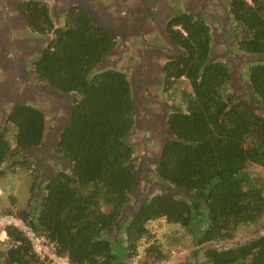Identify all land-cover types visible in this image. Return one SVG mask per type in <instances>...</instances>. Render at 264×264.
<instances>
[{
    "label": "trees",
    "instance_id": "trees-1",
    "mask_svg": "<svg viewBox=\"0 0 264 264\" xmlns=\"http://www.w3.org/2000/svg\"><path fill=\"white\" fill-rule=\"evenodd\" d=\"M24 8L33 30L53 33L35 60V75L57 90L76 92V97L72 120L60 132L56 148L69 162L37 187L38 194L39 166L24 153L45 140L46 113L40 106L19 104L0 126V166L31 170L32 197L39 198L22 208L10 206L9 216L51 240L71 264L165 261L168 252L158 242L146 246L140 257L148 224L160 218L180 226L179 236L193 241L194 249L181 264H264V224L245 241L214 245L264 219V179L250 170L264 168V115L249 99L237 100L231 61L206 65L213 40L207 20L181 12L168 26L185 54L167 64V79L185 81L190 91L181 85L173 90L182 93L183 101L168 117L174 136L154 175L190 194L158 193L133 215L121 217L138 176L136 149L126 140L136 124L132 83L123 69L96 70L114 49L115 36L81 11H70L65 23L55 27L47 3L32 0ZM229 10L234 49L249 63L242 75L253 87L255 103L264 106V57L247 58L264 55V0H229ZM5 231L9 246L0 250V264H45L24 229L9 224Z\"/></svg>",
    "mask_w": 264,
    "mask_h": 264
},
{
    "label": "flooded vegetation",
    "instance_id": "flooded-vegetation-1",
    "mask_svg": "<svg viewBox=\"0 0 264 264\" xmlns=\"http://www.w3.org/2000/svg\"><path fill=\"white\" fill-rule=\"evenodd\" d=\"M29 1L32 0H0V117L7 120L19 104L41 106L46 103L52 105L53 110H62L55 126L49 128L48 134L46 133L43 143L32 149L36 150L35 153L43 150L51 158L64 157L57 152L54 153L55 155L51 154L50 149L54 147L53 152L56 151L57 139L62 131L59 128L69 121V107L73 99L72 96L52 93V86L38 79L34 73L35 60L45 52L53 39V33L50 31L41 33L30 27L29 17L24 8V4ZM38 1L47 3L55 27L62 26L67 14L76 10L86 13L94 25L107 29L115 36L116 45L99 64V69L117 68L115 66L117 62H123L124 66L128 63L126 68L128 71L123 70L129 73L131 79L136 110V124L132 132L143 129L147 133L142 139L145 146L148 147L149 143L155 144L157 150L147 149L140 163L137 164V185L133 191L137 206L129 202L123 214L127 208L136 209L135 212H137L142 204L155 194L172 192L173 187L156 178L154 174L167 141L174 136L168 128L167 121L175 105L169 103L166 97L179 81L175 77L171 80L167 79L166 66L185 54L183 48L168 32L170 20L179 13L166 11L162 3L157 4V1L161 0H151L150 6L148 0H142L141 3L133 2L125 7H121L118 0H104L105 2L103 0H52L51 4L45 0ZM101 3L104 4L101 6ZM7 4L14 9L13 18L7 16V7L5 9ZM54 4H56L55 8L52 7ZM221 10L224 12L220 13ZM195 15L202 16L207 21L217 20L223 28L218 35L215 32L218 25L208 21L213 37L210 55L213 54L217 59L226 61L227 58L230 59L231 56L235 57L238 54L234 49L235 39L230 27L233 19L229 8L223 4L222 0H211V4L204 0L200 11ZM217 36L224 37V50L221 52L215 51L220 42ZM111 56L116 59L111 63L112 67L109 66ZM241 56L245 55L241 54ZM244 62L246 65L243 69L237 67V72L240 74L238 75L240 80H238L242 82V86L247 84L245 81L247 77L242 75V71L249 64L245 59ZM235 68L236 66L233 69ZM243 91L246 92L245 89ZM247 95L251 102L252 96L248 93ZM45 169L49 171V167ZM141 181L145 184L142 189Z\"/></svg>",
    "mask_w": 264,
    "mask_h": 264
},
{
    "label": "rangeland",
    "instance_id": "rangeland-1",
    "mask_svg": "<svg viewBox=\"0 0 264 264\" xmlns=\"http://www.w3.org/2000/svg\"><path fill=\"white\" fill-rule=\"evenodd\" d=\"M224 3L229 6V0H222ZM222 11V10H221ZM224 11L220 12L223 13ZM207 20V19H206ZM210 23L214 25H218L216 28L215 32L219 35L221 34L220 32L223 31V28H221V23H219L217 20H208ZM207 21V22H208ZM234 24V21H232L231 26ZM230 26V27H231ZM228 29V28H227ZM232 31V29H231ZM220 40V42L217 44L215 51L221 52L224 50V40L223 36H217ZM237 54V53H236ZM238 53L235 57H230V59H234L233 61V68L236 66L235 69H233L234 72V77H235V83L237 84L238 91H237V98H241L242 100L244 99H249V96L247 95L250 94L252 95V91L249 82L246 79V86H242V82H239V77L240 75L237 72V67H241L242 69L245 67L246 62L243 63L244 58L240 59ZM217 59V58H216ZM229 58L226 59V61H231ZM113 60H116L113 58V56L110 57V64L109 66L112 67L111 63ZM231 61V62H232ZM239 61L241 63H239ZM117 69H125L128 67L127 65L124 66L123 62H117L115 64ZM96 70H99L97 68ZM129 70H131L129 68ZM128 71V69L126 70ZM129 74V73H128ZM239 79V80H238ZM244 78H242L243 80ZM183 86L185 89L190 91L189 88H187V83L185 81H179L174 89H178V86ZM246 90L243 91V90ZM175 92V91H174ZM173 91L168 92L169 95L166 97V100L169 101V103H174V105H180L182 104L181 102L183 101L182 99V93L177 94L174 93ZM244 93V94H243ZM253 98V97H252ZM74 101V100H73ZM255 106V110L259 113L264 115V106L257 105L255 102L253 104ZM44 112L46 113L47 116V129L46 133L48 134L49 128H53L56 124V121L58 119V116L61 115V111H56L51 109L52 105L49 104H41L40 106ZM6 122V119L3 117H0V126H3ZM143 127V126H141ZM135 130V129H134ZM133 131V130H132ZM14 130L11 129L9 132V139L11 142H13V135H14ZM146 132L141 129L138 130L137 132H132L128 137H126V140L132 144L135 147V157H136V162L137 164L140 163L141 157L146 153L147 149H152V150H157L155 147V144H148V147L145 146V142L142 140L144 137V134ZM147 134V133H146ZM150 135V134H148ZM56 148V146H55ZM53 148L50 149L51 154L56 153V151L53 152ZM36 150L31 149L30 151L27 150L25 151L24 154L26 155H31V158L35 161L36 165L39 166L40 171L39 176L40 180L35 184V193L38 194L37 187L42 186L47 180L52 177L57 170H59L63 165L68 164V160L64 157H59V158H51L49 157L45 151L39 150V152L35 153ZM38 151V150H37ZM55 155V154H54ZM56 157V156H55ZM39 161V162H38ZM45 167H49V171L45 169ZM38 168H34V171H36ZM251 170V175L253 177H261L264 179V168L261 167H250ZM3 171V173L1 172ZM31 170L25 169V168H19L17 171L12 170L11 167H9V163H4L2 166H0V250H3L4 248H8L9 246V241L7 235L4 233V228L7 225L5 222H3L1 219L5 217H9L8 213L6 212V209L9 208L10 206H16L18 208L25 207L28 202L31 200L33 203H36L37 200L39 199L38 196L32 197V191L31 187L33 185V180L32 176L30 175ZM144 182L141 181V189L144 186ZM136 194V193H135ZM139 194V193H138ZM11 196H15L16 202L15 204L11 203ZM32 197V198H31ZM135 196L130 201V204L136 205V200L134 199ZM137 206V205H136ZM14 208V207H13ZM12 208V209H13ZM136 209H126L124 211V214L122 217H129L133 215ZM261 224H264V219L262 221L257 222L256 224H251L249 226H243L241 227L235 234V236L228 240L224 241L222 240L218 244L215 243L214 245H222L224 247L235 245L239 242L245 241L248 238L258 234V230L261 227ZM22 225V224H20ZM149 227V236L144 237L140 243V257L141 259L145 256L144 250L146 246H148L151 243L158 242L160 243L166 252H168V257L165 259V264H181V262L189 255V253L194 249L193 247V241L191 238L187 235H181L179 234L183 232L181 230L180 226L173 225L171 223H168L165 218H160L157 220H153L148 224ZM114 232V231H113ZM169 249H171L169 251Z\"/></svg>",
    "mask_w": 264,
    "mask_h": 264
},
{
    "label": "built area",
    "instance_id": "built-area-1",
    "mask_svg": "<svg viewBox=\"0 0 264 264\" xmlns=\"http://www.w3.org/2000/svg\"><path fill=\"white\" fill-rule=\"evenodd\" d=\"M1 220L8 225L13 224L21 229H24L34 246L35 252L38 254L40 260L45 262V264H71L67 256L61 255L57 252L55 244L51 240L28 227L20 218L9 216L2 218ZM154 264H165V262Z\"/></svg>",
    "mask_w": 264,
    "mask_h": 264
},
{
    "label": "crops",
    "instance_id": "crops-1",
    "mask_svg": "<svg viewBox=\"0 0 264 264\" xmlns=\"http://www.w3.org/2000/svg\"><path fill=\"white\" fill-rule=\"evenodd\" d=\"M45 1H47L49 4L52 3V0H45ZM148 1H149L148 5L150 6L151 0H148ZM133 2L134 3L135 2L141 3L142 0H118V3L120 4L121 7H125L127 4H132ZM158 2L160 4L162 3V5L165 7L166 11H170V12L172 11L173 13H181V12L193 13L194 12L193 14H195V13H198L200 11V8L202 6V2H204V0H161V1H157V4H158ZM206 3L211 4V0H206ZM103 4L104 3H101V6ZM153 5H156V3H153ZM224 5L229 8L228 5H226V4H224ZM6 7H7L6 11H8L7 12L8 14L6 13L8 18H13L14 14H12V13L14 12V9L11 8L10 4H7L5 6V9H6ZM52 7L55 8L56 4H54ZM16 10H17V8H16ZM4 12L5 11L3 9V14H4Z\"/></svg>",
    "mask_w": 264,
    "mask_h": 264
},
{
    "label": "water",
    "instance_id": "water-1",
    "mask_svg": "<svg viewBox=\"0 0 264 264\" xmlns=\"http://www.w3.org/2000/svg\"><path fill=\"white\" fill-rule=\"evenodd\" d=\"M259 57H264V55L262 54V55H248L247 56V58H252V59H254V58H259ZM242 58H244L243 56H240V59H242ZM216 60V57L213 55V54H211L210 55V57L208 58V60H207V64L206 65H209V64H211L213 61H215ZM0 67H1V65H0ZM232 74H233V77H234V72H232ZM249 86H250V88H251V90L253 89V87H252V85L249 83ZM53 88V87H52ZM52 90V93H54V94H56V95H61V96H72V99L74 100L75 99V97H76V92H62V91H60V90H57V89H55V88H53V89H51ZM134 98V97H133ZM237 100H241V98H237ZM254 99H251V105L253 106V108L255 109V106L253 105L254 104ZM72 117H73V115H72V104L70 105V107H69V121L68 122H66V124H68L71 120H72ZM66 124H64V125H62V127H60L59 129L60 130H62L63 129V127L66 125ZM58 129V130H59ZM57 141L59 142V138L57 139ZM35 147H38V146H35ZM32 148H34V147H32ZM32 148H30V149H28L29 151L32 149ZM162 159V158H161ZM69 162V161H68ZM136 185H137V183H136ZM177 192L179 193V192H185V193H187V194H190V191H189V189L188 188H186V187H173V190H172V192L171 191H168L167 193L166 192H164V194H167V195H170V196H176V195H178L177 194ZM123 216V214L121 215V217Z\"/></svg>",
    "mask_w": 264,
    "mask_h": 264
},
{
    "label": "clouds",
    "instance_id": "clouds-1",
    "mask_svg": "<svg viewBox=\"0 0 264 264\" xmlns=\"http://www.w3.org/2000/svg\"><path fill=\"white\" fill-rule=\"evenodd\" d=\"M9 216V215H8ZM10 216H12V215H10ZM16 217V216H15ZM17 218H19V217H17ZM8 225V224H7ZM4 233L6 234V231H5V228H4ZM7 235V234H6ZM68 257V256H67ZM164 263L165 261L164 260H162V261H154V262H152V264H154V263Z\"/></svg>",
    "mask_w": 264,
    "mask_h": 264
}]
</instances>
